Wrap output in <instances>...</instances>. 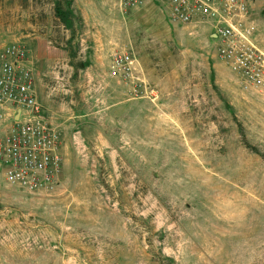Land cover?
<instances>
[{
	"label": "rangeland",
	"instance_id": "rangeland-1",
	"mask_svg": "<svg viewBox=\"0 0 264 264\" xmlns=\"http://www.w3.org/2000/svg\"><path fill=\"white\" fill-rule=\"evenodd\" d=\"M250 13L264 50V0ZM12 41L65 163L43 196L0 167V264H264V92L206 29L172 23L162 0H0V52ZM120 50L154 97L110 76Z\"/></svg>",
	"mask_w": 264,
	"mask_h": 264
},
{
	"label": "built area",
	"instance_id": "built-area-1",
	"mask_svg": "<svg viewBox=\"0 0 264 264\" xmlns=\"http://www.w3.org/2000/svg\"><path fill=\"white\" fill-rule=\"evenodd\" d=\"M146 0H121L126 9ZM172 23L206 29L216 56L249 89L264 92V50L256 44L251 0H162ZM110 76L134 97L152 98L156 90L141 75L131 51L113 54ZM0 167L9 185L32 196L51 195L64 171L63 132L39 101L27 47L12 41L0 52Z\"/></svg>",
	"mask_w": 264,
	"mask_h": 264
},
{
	"label": "crops",
	"instance_id": "crops-1",
	"mask_svg": "<svg viewBox=\"0 0 264 264\" xmlns=\"http://www.w3.org/2000/svg\"><path fill=\"white\" fill-rule=\"evenodd\" d=\"M45 114L48 116V114L46 113V111H45ZM56 125H57V124H56ZM57 126L60 128V130H62L61 127H60L59 125H57ZM62 131H63V130H62ZM63 133H64V132H63Z\"/></svg>",
	"mask_w": 264,
	"mask_h": 264
}]
</instances>
